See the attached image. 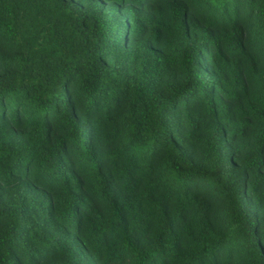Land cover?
Listing matches in <instances>:
<instances>
[{
    "label": "trees",
    "instance_id": "trees-1",
    "mask_svg": "<svg viewBox=\"0 0 264 264\" xmlns=\"http://www.w3.org/2000/svg\"><path fill=\"white\" fill-rule=\"evenodd\" d=\"M0 264H264V0H0Z\"/></svg>",
    "mask_w": 264,
    "mask_h": 264
}]
</instances>
